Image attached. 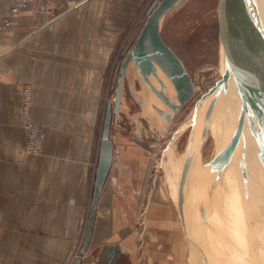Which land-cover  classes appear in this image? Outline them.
Returning <instances> with one entry per match:
<instances>
[{
  "label": "crops",
  "instance_id": "obj_1",
  "mask_svg": "<svg viewBox=\"0 0 264 264\" xmlns=\"http://www.w3.org/2000/svg\"><path fill=\"white\" fill-rule=\"evenodd\" d=\"M16 1L0 0V25ZM144 1L34 2L0 30V264H103L110 244L123 251L116 264H139L135 225L155 141L139 134L137 113L127 136L113 135L112 118V160L84 242L111 101L102 100L125 22ZM23 84L32 88V120L45 131L38 154L24 150Z\"/></svg>",
  "mask_w": 264,
  "mask_h": 264
},
{
  "label": "water",
  "instance_id": "obj_2",
  "mask_svg": "<svg viewBox=\"0 0 264 264\" xmlns=\"http://www.w3.org/2000/svg\"><path fill=\"white\" fill-rule=\"evenodd\" d=\"M184 0H155L147 12V17L138 31L132 46L125 52L119 67L117 83L112 101L106 105V113L100 143V161L94 185L92 203L85 244L88 241L95 204L101 184L112 160V144L109 130L113 115L118 118L126 77L133 66L149 92L165 108L155 104L148 92L147 101H143L130 85V93L143 108L145 103L169 126L173 116L178 113L195 94V86L185 64L176 52L164 41L161 35L162 21L167 14ZM217 41L219 59L223 71L218 80L208 88L197 101L192 115V130L188 140V151L184 159L178 183V212L188 249H192L194 258L201 264L208 260L199 254L197 246L189 239L188 232L193 230L185 219L186 181L191 167L196 164L206 170L210 178L208 193L221 178L225 168L231 162L239 145L243 152L248 147L258 160L264 172V0H218L217 2ZM163 76L174 87L171 95ZM157 79L159 86L153 83ZM231 95L235 102L234 131L226 143L215 152L206 163H202V148L207 135L213 111L219 98ZM208 100L205 110V124L195 142L193 132L200 105ZM147 116V115H146ZM239 171L245 200L249 199V175L244 157L239 163ZM205 219V217H203ZM199 249V246H198ZM84 253V247L80 255ZM123 254L122 248L110 244L105 252L103 264H116ZM79 258L76 263H78Z\"/></svg>",
  "mask_w": 264,
  "mask_h": 264
},
{
  "label": "rangeland",
  "instance_id": "obj_3",
  "mask_svg": "<svg viewBox=\"0 0 264 264\" xmlns=\"http://www.w3.org/2000/svg\"><path fill=\"white\" fill-rule=\"evenodd\" d=\"M154 1L145 0L140 7L139 13L125 22L123 44L118 49L116 56V60H118L116 63L117 67L113 72L114 74L112 73L109 76L107 93L102 100L103 104L106 100L112 101L121 60L135 41L138 31L145 22L147 12ZM217 2L218 0H184L178 7L167 14L162 21L161 35L164 41L181 58L189 74L193 77L196 92L191 101L176 115L173 123L168 126V130L173 132L162 137L159 141H155L153 150L147 153V166L140 191L138 222L135 225V248L139 264H201L192 256V249H188L186 244L175 199V180L178 176L180 177L181 168L188 151L187 141L192 130V105L220 77L217 41ZM0 30L3 29L0 28ZM131 78L132 67H130L126 77L125 90L121 101V106L123 100H125L128 108L120 107L118 118L113 115V122H115L113 135H118L119 133L127 136L131 134V115L134 116L137 113V105L129 92ZM207 102L208 100H205L199 107L193 132V140L195 142L205 124ZM184 122L186 127L181 131L175 143L178 160L175 163L166 165L167 156L164 155L162 149L166 146L168 136L173 135L175 133L174 129L177 126H181ZM119 124L121 129L117 127ZM217 148V145L214 148L213 139L209 132L200 161L202 163L208 162L214 156ZM169 166H173V168L169 169L168 174L167 168ZM165 172L169 176L167 185L161 179ZM156 176L157 183L154 187L153 181ZM225 179L226 173L224 171L217 184L213 187L211 194H209L207 189L210 178L207 175V171L200 169L194 164L186 181L185 219L193 232L199 230L203 235L201 245L198 244V239L194 236L195 232H188L189 239L199 245V253L202 256L212 259L214 262H217L219 256L226 254L228 250V235L223 231L217 230L212 224L216 212L223 215L224 196L221 195H224L222 189L224 188ZM203 217L208 218V221H204ZM256 221L255 218H250L249 220L253 227L256 226Z\"/></svg>",
  "mask_w": 264,
  "mask_h": 264
},
{
  "label": "bare ground",
  "instance_id": "obj_4",
  "mask_svg": "<svg viewBox=\"0 0 264 264\" xmlns=\"http://www.w3.org/2000/svg\"><path fill=\"white\" fill-rule=\"evenodd\" d=\"M219 71V75L221 76L223 67L222 61H220V59ZM170 89L174 91V87L172 85H170ZM234 121L235 102L233 97L229 94L226 98H219V100H217V104L213 111V117L208 129V133H211L213 139L214 148L215 145L218 146L217 150H219L226 143L233 133ZM185 127L186 124L184 122L181 125L179 134L176 136L173 142L169 145H166L162 149L164 155L167 156L166 165L169 163H175L176 160H178L176 157L177 151L175 149V143L181 131H183ZM243 157L248 168L249 175L248 200H245L243 195V187L239 171V163ZM171 168H173V166H169L167 168V173ZM224 171L226 173V179L224 182V188L222 189L224 195H221L224 196V204L222 206L223 215H220L216 212V216L213 218L212 224L217 230L223 231L228 235V250L226 254L219 256L217 262H214L212 259L205 258L208 260V264H264L263 169L261 168L258 160L254 157L251 150L247 147L243 152L241 145H239L237 151L234 153L231 159V162ZM167 173L165 172V174L161 177L162 182H164L165 185H167L166 183L169 182V173ZM178 183L179 176L175 180L176 202L178 198ZM250 218H255L257 220L255 227L251 226L249 222ZM206 220L208 221V218L204 219V221ZM194 236H196L198 239V244L201 245L203 237L201 231L196 230ZM199 245L194 246V249L196 248L199 250ZM192 256L194 257V254Z\"/></svg>",
  "mask_w": 264,
  "mask_h": 264
},
{
  "label": "flooded vegetation",
  "instance_id": "obj_5",
  "mask_svg": "<svg viewBox=\"0 0 264 264\" xmlns=\"http://www.w3.org/2000/svg\"><path fill=\"white\" fill-rule=\"evenodd\" d=\"M131 67H132L131 84L133 86V90H134L135 94H137V96H139L141 99L143 98L142 99L143 101H147V95L145 92V90H146L148 92V95L150 96V98L152 99V101L155 104H157V105H159V106H161V107H163L169 111V108H167L165 105H163L161 102H159L149 92L148 88L146 87L145 83H143V81H141V79H140L138 73L136 72V70L134 69V67L133 66H131ZM191 78H192V81H193L194 86H195L194 79L192 76H191ZM163 79H164L165 83L167 84L168 93L172 95L174 93V91H172V89H170V85H171L170 82L165 78V76H163ZM152 80H153V83H155V85L159 86L157 79L152 78ZM129 92H130V89H129ZM195 92H196V90H195ZM131 97L137 105V114L140 118L139 120H142L141 124H139V134L140 135L144 136L145 131H146V135L148 136V138L150 140L159 141L162 137L167 136L168 134H171L173 132V131L168 130V126L165 125V122L161 121V119L154 113V111L148 106V104L145 103L144 104L145 108H143L142 105L139 102H137L132 95H131ZM197 101L198 100H196L195 103L192 105V114H193V111H194V108H195ZM182 109L183 108H181V110ZM178 113H176L173 116L171 123H173V121H174V119ZM180 129H181V126H177L174 129L175 133L173 135L168 136V141L166 142V145H169L173 142V140L176 138V134L180 132ZM207 134H208V132H207ZM206 138H207V135L205 137V140H206ZM205 140H204V143H205ZM203 147H204V144H203ZM202 150H203V148H202Z\"/></svg>",
  "mask_w": 264,
  "mask_h": 264
},
{
  "label": "built area",
  "instance_id": "obj_6",
  "mask_svg": "<svg viewBox=\"0 0 264 264\" xmlns=\"http://www.w3.org/2000/svg\"><path fill=\"white\" fill-rule=\"evenodd\" d=\"M52 0H17L10 7V14L3 19V23L0 26L1 29H5L10 26L12 17L18 15L22 10H25L31 6L34 2H38L44 6H48ZM22 95L23 103L20 116L23 118L24 123V150L28 154H38L41 152L45 140V131L42 125L34 122L31 117V104H32V88L29 84H23Z\"/></svg>",
  "mask_w": 264,
  "mask_h": 264
}]
</instances>
